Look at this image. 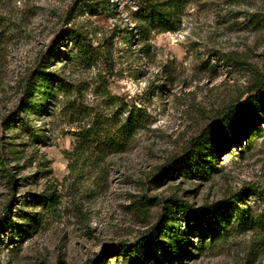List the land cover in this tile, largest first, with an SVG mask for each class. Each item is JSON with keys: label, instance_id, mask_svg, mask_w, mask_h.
I'll return each instance as SVG.
<instances>
[{"label": "rangeland", "instance_id": "rangeland-1", "mask_svg": "<svg viewBox=\"0 0 264 264\" xmlns=\"http://www.w3.org/2000/svg\"><path fill=\"white\" fill-rule=\"evenodd\" d=\"M145 2L0 0V144L17 179L11 188L0 172V264H136L122 248L182 202L199 207L244 191L251 216L264 213V131L252 137L251 130V139L221 153L206 151L217 161L206 178H159L215 118L253 94L264 72V21L256 26L251 18L264 16V0H184L178 28L154 30L142 42L136 12ZM73 27L93 47L90 63L72 60ZM52 49L58 58L48 70L71 84L68 100H52L47 114L29 118L45 140L30 136L20 119L8 130L3 122L19 112L26 79ZM107 93L122 101V117L134 112L135 136L122 151L70 158L75 133L94 115L110 119L118 110ZM52 193L55 206L44 208ZM31 212L40 224L24 220ZM237 217L228 214V228L214 240L206 224L202 248L191 235L188 255L174 264H264V233L239 227ZM19 227L23 234L12 231Z\"/></svg>", "mask_w": 264, "mask_h": 264}, {"label": "trees", "instance_id": "trees-1", "mask_svg": "<svg viewBox=\"0 0 264 264\" xmlns=\"http://www.w3.org/2000/svg\"><path fill=\"white\" fill-rule=\"evenodd\" d=\"M183 1L146 0L142 10L136 12L137 33L141 38L140 40L142 42L148 41L154 30H176L179 26V14L184 5ZM251 21L252 24L259 26L263 23L264 16L262 14L253 15ZM68 35L78 50L73 56V62H77L79 57L82 58H79L81 61L84 60L89 63L93 61L95 53L93 47L87 42V37L74 27L69 29ZM133 37H135V32L131 31L130 38ZM57 58L56 51L52 49L48 56H43L40 66L26 79V89L19 112L3 122L8 130H14L18 126L17 122H21L18 121L20 119L23 128L27 130L30 136L45 140V133L41 132V128L31 125L29 118L32 115L47 114L52 100L66 102L72 89L71 84L65 78H62L57 72L48 70ZM251 91L253 94L250 97L237 105H232L227 112L215 118L213 124L205 128L182 154L173 156L162 166L159 178L165 181L179 173L185 177L206 178L208 172L217 164L216 156L206 157V151L221 153L223 147L241 146L242 139L249 138L251 130L254 129L256 133L252 137L261 135L264 131V129L259 128L261 122H264V72H257ZM107 96L117 106L118 110L110 119L104 118L102 114L94 115L92 123L88 122L81 131H77L75 133L77 136L75 150L73 153L67 152L70 153V158L82 160L93 157L95 154L122 151L129 146L132 137L135 136L138 124L134 112L130 111L127 117H122V101L111 93H107ZM72 108L77 107L73 106ZM75 111L73 109L72 114ZM77 112L81 114L79 108ZM22 113L28 119H23ZM3 146L0 144V172L8 178V184L12 188L17 179L10 169ZM255 191L258 194L261 192ZM246 200V194L241 191L229 199L199 207L187 202L177 203L176 211L170 208L165 212V217L161 223L144 234L135 244L124 246L122 251L127 256L135 253L136 264H156L157 262L159 264H174L188 255V248L193 244L191 235H198L199 247L202 248L206 245L208 233L203 228L206 224H210L211 240L216 238L217 233L222 228H228L225 221L228 214L238 216L236 223L239 227L259 228L264 233V213L251 216V208ZM43 202L44 208H53L57 201L52 193L45 196ZM9 207L10 205L7 206L5 217L1 221L4 224L10 218ZM182 218L186 222L184 228H181L180 219ZM24 220L37 224L42 222L38 212L27 214ZM12 231L15 234L24 233L22 228L19 231L16 229ZM141 250L144 253H141ZM100 260L104 261V257H101Z\"/></svg>", "mask_w": 264, "mask_h": 264}]
</instances>
